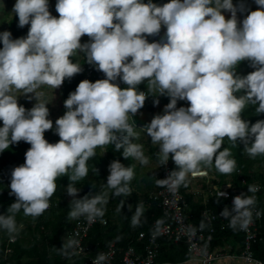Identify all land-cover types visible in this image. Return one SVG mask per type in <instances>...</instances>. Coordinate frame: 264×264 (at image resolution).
<instances>
[{
    "label": "clouds",
    "instance_id": "9594fccd",
    "mask_svg": "<svg viewBox=\"0 0 264 264\" xmlns=\"http://www.w3.org/2000/svg\"><path fill=\"white\" fill-rule=\"evenodd\" d=\"M255 3L257 10L240 22L237 12L246 9L233 0H170L163 6L152 0H57L58 18L51 14L49 0H16L13 13L18 16V27L30 28L26 37L17 39L9 31L0 32V153L21 141L31 147L25 163L11 172L9 194L16 202L6 215H0V228L14 239L16 214L22 210L25 216H41L49 209L57 180L63 176L69 178L66 192L73 197L70 221L84 217L93 224L105 216L113 196L133 193L134 168L119 160L110 163L107 183L95 195L77 199L80 189L76 185L88 176V161L96 149L109 144L116 151L123 148L125 159L149 164L143 146L132 142L137 133L129 123L130 116L145 105L148 96L138 90L145 82L158 93L153 96L170 97L164 114L155 115L144 127L151 142L159 146V167L170 158L176 165L167 178L156 180L157 186L175 194L181 186H188L189 176H204L213 166L220 174L231 175L236 161L230 149L223 147L225 138L233 144L242 142L253 159L264 156V120L251 124L242 116L248 105L256 106L257 115L264 114V0ZM224 11L231 13L230 19ZM162 26L165 37L149 42L148 36H158ZM84 36L89 42H81ZM79 53L106 78L85 79L70 93L64 101L67 111L55 121L60 139L49 143L45 132L53 130L54 124L39 89L56 90L81 73L82 66L72 59ZM243 61L255 71L238 75L236 69ZM118 80L127 87L121 88ZM18 93L37 103L26 109L19 104L22 95ZM180 100L190 106L177 108ZM247 189L253 194L258 191L255 185ZM226 196L220 191L216 197ZM124 203L120 200L117 212ZM255 204L254 195L242 193L220 215L233 230H247ZM142 218L145 209L139 203L131 216L132 227L140 226ZM161 224L156 221L154 237L161 234ZM186 232L191 239L196 228L188 226ZM79 235L65 238L59 248L62 255L83 251L76 238ZM106 260V254L98 253L93 264Z\"/></svg>",
    "mask_w": 264,
    "mask_h": 264
},
{
    "label": "trees",
    "instance_id": "16d2710c",
    "mask_svg": "<svg viewBox=\"0 0 264 264\" xmlns=\"http://www.w3.org/2000/svg\"><path fill=\"white\" fill-rule=\"evenodd\" d=\"M234 1L238 2L240 0ZM152 2L156 3L158 6H163V4L170 2V0H152ZM144 3H148V0H144ZM255 10H257V8H247L244 18L250 13V11ZM29 28L30 25L23 28L18 27V16H15V13H13L7 20L6 31L12 33L13 39L26 37L25 35L28 33ZM2 47V42H0V48ZM72 59L73 62L80 63L83 71L71 79H66L61 86L64 114L67 111L64 107V101L69 97L70 93L74 92L78 87L80 77L84 74V62L86 56L82 53V57L79 60H76L75 56ZM245 63L249 62H241L237 67L236 72H238L240 65ZM252 71H255V69H248L247 74ZM105 78L104 73L98 71L93 65L92 73L88 80L95 82L98 79ZM116 83L119 84L118 81H116ZM145 84H147V82L142 83L143 86H145ZM241 94L242 93H237L238 96ZM146 96L148 97L145 101L144 107L133 117V120L134 122L139 121L142 112L146 110L150 113L148 121L145 122V125H148L155 115L164 114L165 106L170 102V97L161 95V106L155 107L150 101L153 98L152 93L147 90ZM42 99L45 100V97ZM20 105L24 106L26 109H31L33 107L28 105L26 99H23ZM189 106L190 104L187 101L180 100L177 102V108ZM255 107L256 106L248 105L242 113L243 118L250 121L251 124L256 123L258 120H264V114L257 115ZM2 126V121H0V127ZM45 139L48 140L49 143H56L59 141L60 137L55 134V130L53 129L45 132ZM147 142L148 151L150 153L149 155L157 163L159 146L153 144L149 136L147 137ZM30 147V144L21 141L12 144L8 149L0 153V215H6L9 206L16 202L15 196L10 195V192L5 188L4 178L6 176L11 177L12 170L25 163V154ZM223 147L230 149L232 157L236 161V170L231 175H223L216 171L214 166L209 168V171H213L218 178L216 185L221 186L229 180L233 188L244 190L245 194H249L247 189L248 186L253 185L255 179H259L261 186L260 189H262V187H264V175L260 171L253 170L252 168L255 163H262L264 161V156H257L253 159L244 151V144L242 142L237 141L233 144L227 138H225L223 142ZM101 150L102 149L100 148L96 149V155L88 161V176L79 181L76 185L80 189L78 196L76 197L77 199L101 190V186L107 183V177L110 174L108 168L110 163L114 160H119L125 166H131L134 168L135 175L130 183V187L137 182L139 168L134 164L133 158L129 157L128 159H125L122 156L123 148L116 151L115 145L109 144L103 149L104 154H102ZM168 164L171 171L176 170V165L171 158L169 159ZM161 167H159V170ZM157 179H160V173ZM69 183L70 181L67 176L60 177L57 180V191L53 195L54 204L51 209L45 211L41 216L36 218L25 216L22 210L16 214V223H23L24 226L22 230L18 231V234H15L17 239L11 244L12 251L6 259H2V253L9 234L6 230L0 228V264H6V262H8V264H62L64 262V258L67 256L62 255L59 248L63 246L61 236L63 229L69 223V206L73 199V197L69 196L66 192V187ZM157 188L158 186H156L155 189H151L150 186H148L143 192L133 191L130 199L123 196H113L110 199L107 204L106 225H94L86 240L93 255L104 249L111 241H113L118 248H125L131 245L138 249L142 246V244L136 240L138 231H148L150 223L159 220L162 216L161 210L156 202L149 198V193L155 191ZM185 190L186 187L184 186L179 188V191L183 196V201L187 205L190 221L196 229L205 230L206 227L202 221L201 211L205 208L214 212L219 210L224 199L210 196L205 203H202L200 200L193 202L191 194L186 193ZM255 199V206H257L262 212V217L260 220L261 231L258 239L252 245V252L256 259L264 263V202L261 193L256 194ZM120 200H124L125 203L121 211L117 212L116 209ZM130 202L132 203L131 209L129 208ZM139 203H142L144 206L145 220L142 218L143 222L140 226L132 227L131 216L134 215L136 206ZM201 223L204 224L203 228L200 227ZM211 236V247L223 245L224 242L230 239L241 244L243 239V233L239 229L233 230L229 226L221 227L218 222L214 223V230ZM187 258L188 253L184 244H174L163 239L160 240V247L158 249L156 261L174 264ZM73 261V264H80L78 263V257H74Z\"/></svg>",
    "mask_w": 264,
    "mask_h": 264
},
{
    "label": "built area",
    "instance_id": "2783aa9c",
    "mask_svg": "<svg viewBox=\"0 0 264 264\" xmlns=\"http://www.w3.org/2000/svg\"><path fill=\"white\" fill-rule=\"evenodd\" d=\"M93 65L87 63V59L84 62V74L80 77V82L89 79L92 73ZM79 82V83H80ZM121 88L127 87L122 81L118 80ZM138 90L144 91L147 93V88L145 86L138 85ZM129 123L133 124V126H137V122H134L133 117L130 116ZM207 171V170H206ZM171 172L170 166L167 162L166 165L162 166L159 170L160 179L167 178L168 174ZM208 172L203 177H207ZM11 177L6 176L4 178V185L7 191L11 192L10 189ZM231 185L230 183H228ZM228 184H224L221 186H212L209 190L211 196H217V193L220 191H224L227 193L226 197H220L224 199V202L221 204L220 209L217 211H212L208 208H205L201 211L202 221L205 224V230L196 229V234L194 237L189 239V236L186 232L188 226H193L190 221V215L188 214L187 205L183 201L182 193L178 191L173 194L168 191L166 187H159L149 193V198L154 200L161 210V218L159 221H162L161 224V234L153 236L156 227V221H152L149 225L148 231L140 230L137 233L136 240L142 244L140 248H136L134 246H127L125 248H118L115 246L114 242L111 241L108 245L100 250L98 253H104L107 256V260L104 264H158L156 261V257L158 254V249L160 247V240H166L170 243L174 244H184L186 251L188 253V260H196L200 264H211L214 260L226 255L222 251L215 250L211 247V235L214 230V223L218 222L221 227L229 226V220L223 218L220 214L224 210L225 207L231 209L233 206V199L235 196L240 195L242 193L245 194L244 190H239L229 187ZM258 189L256 193H249L247 195H254L256 198V194L260 191V184L258 182H254ZM98 192L90 193L91 195H95ZM54 204L53 196L50 199V207L52 208ZM48 209V210H49ZM108 210V206L106 205V212ZM47 211V210H46ZM105 216L102 219H98L93 224H88L84 217L79 218L78 220H69V223L65 226L62 232L61 241L64 243L66 237H72L76 232H79V237H76L81 241V247L83 251L79 253V255L67 256L64 258V262L62 264H73L74 257L79 258L80 264H93V260L96 258L97 254H92L91 248L87 245L86 240L89 236L90 230L94 227V225H106L107 217ZM260 212L261 215L256 217L255 213ZM261 217L262 212L257 206L253 208V222L250 224L247 230H240L243 233V239L240 244V251L235 253H230L227 256L229 257H239L244 261L251 264H264L260 260L256 259L253 256L252 245L258 239L260 231H261ZM17 239H12L8 236L5 248L2 253V259H6V257L11 253L12 247L11 244L14 243ZM8 264V262H6Z\"/></svg>",
    "mask_w": 264,
    "mask_h": 264
},
{
    "label": "rangeland",
    "instance_id": "374dc122",
    "mask_svg": "<svg viewBox=\"0 0 264 264\" xmlns=\"http://www.w3.org/2000/svg\"><path fill=\"white\" fill-rule=\"evenodd\" d=\"M57 0H49V10L51 12V14L53 16H56L58 18L59 14L56 12L55 10V4H56ZM16 3V0H0V32L6 31V24H7V20L11 17V15L13 14V7L14 4ZM241 3L244 4L245 9L247 8H258V5L255 3V0H240V1H234L233 0V4L239 6ZM246 11V10H245ZM245 11L244 12H237V18L238 21L242 22V20L244 19L245 16ZM223 14L225 15L226 19H230L231 18V13L224 11ZM165 33H166V28L162 26L161 32L158 36H148V40L149 42H157L159 40H161L162 38L165 37ZM27 36V34L25 35ZM82 43H87L89 42V38L87 36L82 37L81 39ZM82 57V53H79L78 55L75 56L76 60H79ZM246 64V65H245ZM240 65V68L238 69L237 74L240 76H246L248 69L254 70V68H252L250 66V63H245ZM145 87L147 88L148 91H150L152 93V95H158V93H154L153 91L149 90V87L147 84H145ZM40 91H42L44 93V96L42 98L45 97V101L48 103L47 107L49 108V119H51L53 121L54 124V130H55V121L62 117L64 115V111H63V99L61 96V87L58 89H52L49 88L48 86H43L41 89H39ZM18 95H22L19 97V104L21 103V101L23 99H26L28 105L30 106H34L35 103H37V101L35 100V98L29 99L28 96H23L22 93H18ZM30 96H32L33 94H29ZM159 100V104H155L156 100ZM151 103L153 104V106L155 107H160L161 106V98L160 96H153V98L150 100ZM150 117V113L146 110H144L140 116L139 121H137V127H134V131L137 133V136L135 137V140H133V143L140 144L143 146V151L146 157L149 158V164L145 166V169L141 170L140 175L144 177L143 181L139 180V182H136V184H134L131 188H132V192H143L147 189V184H148V175L152 173L153 169H155L156 167V162L153 160V158H151L147 152V146H148V142H147V131L146 128H144L145 122L148 121ZM102 154H104V151L101 150ZM134 163H138L137 160L134 159ZM156 163V164H155ZM253 170L256 171H260L263 175H264V161L262 163H255L253 168ZM208 173L209 175H211V173H213V171H209ZM146 171V173H144ZM145 174V175H144ZM254 182H259V179H255ZM259 193H261L262 195V200L264 202V187H262V189H260ZM128 198H131V195L128 196ZM24 224L23 223H17V227H18V231L23 229ZM178 264V263H177ZM181 264V263H179ZM184 264H194L193 262H188V263H184ZM234 264H241L240 261H235ZM242 264H247V263H242ZM249 264V263H248Z\"/></svg>",
    "mask_w": 264,
    "mask_h": 264
},
{
    "label": "crops",
    "instance_id": "0c3cea01",
    "mask_svg": "<svg viewBox=\"0 0 264 264\" xmlns=\"http://www.w3.org/2000/svg\"><path fill=\"white\" fill-rule=\"evenodd\" d=\"M133 140H135V138H133L132 141ZM136 143H137V141H136ZM147 152H148V154H150L148 151V146H147ZM133 160H134V158H133ZM135 165L138 166V168H139L137 182H139V180L143 181L144 177L141 176L140 173H141V170L145 169V166H142L139 162L136 163ZM207 172H208V170H207ZM144 173H146V171ZM158 176H159V166H158V164H156L155 169H153L152 173L148 175L147 186H150L151 189H155V187L157 186L156 180H157ZM216 181H218V178L215 176L214 173H211V175H209V173H208L207 177H203V176L191 177V176H189L188 186L186 187L185 192L191 194L193 202L200 200L202 203H205L207 201V198L211 196L209 193V190L212 188V186H218V185H216ZM228 183H230L229 180H227L224 184H228ZM224 184H222V185H224ZM129 205L131 206L132 203L130 202ZM212 248H214L215 250H218V251H222L226 255L214 260L211 264H234L235 261H240L241 264L243 262L248 264V262L244 261L243 259H241L239 257L227 256L230 253L239 252L241 249L240 243L236 242L233 239L227 240L226 242H224L223 245L215 246ZM188 262H193L194 264H200L198 261L193 260V259L188 260V258L185 260L179 261L178 264L179 263L184 264V263H188ZM158 264H172V263L158 262ZM174 264H177V263H174ZM249 264H251V263H249Z\"/></svg>",
    "mask_w": 264,
    "mask_h": 264
}]
</instances>
